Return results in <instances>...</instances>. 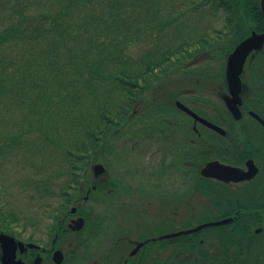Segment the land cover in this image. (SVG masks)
<instances>
[{
    "label": "trees",
    "instance_id": "1",
    "mask_svg": "<svg viewBox=\"0 0 264 264\" xmlns=\"http://www.w3.org/2000/svg\"><path fill=\"white\" fill-rule=\"evenodd\" d=\"M208 14L223 25L201 33L197 24ZM254 30L264 32L259 0H0V161L28 162L42 177L36 183L51 211L28 220L0 208V225L54 224L53 211L75 204L81 180L116 137L137 136L143 121L170 112L166 100L181 96L169 87L196 74L189 66L194 54L226 63ZM228 36L230 46L221 47ZM189 156L197 178L190 191L215 196L198 168L225 152L208 133L190 143ZM257 226L264 227V215H240L206 230L214 243L202 246L199 234L178 241L189 256L212 257L210 264H264Z\"/></svg>",
    "mask_w": 264,
    "mask_h": 264
},
{
    "label": "flooded vegetation",
    "instance_id": "2",
    "mask_svg": "<svg viewBox=\"0 0 264 264\" xmlns=\"http://www.w3.org/2000/svg\"><path fill=\"white\" fill-rule=\"evenodd\" d=\"M260 65L259 57V60L253 61L251 67L255 81ZM251 75L252 73L250 77ZM243 86L241 118L236 120L226 113L228 123H223L224 119H221V122L212 121L225 130V135L195 122L180 110L177 106L180 98H172L170 112L148 124L149 127L142 124L144 121L141 123L137 132L138 138L151 140V146L158 148L156 151L161 157L158 170L153 175L154 183H151V180L147 186L150 191L139 189L137 192H131V189L128 192V186H125L123 180L110 181L106 168L101 175H97L93 165L92 176L81 180L75 204L70 209L53 211L56 216L52 220L54 224L0 226V234L6 233L16 241L15 261L22 264H175L189 261L210 264L214 261L212 257L189 256V252L184 251L185 243L182 241L180 244L178 240L193 234L175 238L167 236L192 228L193 226L186 223L190 216L210 214L214 219L209 222L229 216L233 222L240 215H264V125L252 115L255 113L264 121V115L252 107L255 103L264 110V95L259 88L253 87L251 93L255 96L246 99L250 88L244 80ZM228 93L225 86L221 100ZM207 132L215 142V149L218 152L223 150L226 154L223 160L211 161L247 170V163L252 160L258 169L253 179L224 182L202 177L201 170L208 162L200 165V176L213 184L215 196H212V199L202 192L203 188L201 193L190 191L197 183L194 172L190 170V167L194 166L189 159L190 143H202ZM224 145L226 149L223 148ZM160 170L162 171L159 173ZM175 172L181 174L180 180L172 179ZM116 181L123 185L119 187V191L115 185ZM190 181L192 185H189ZM130 197H136V203L128 204L126 200ZM92 200H95L94 206L89 205ZM191 200H200L202 203L197 206L192 204ZM210 200H215L214 205ZM133 206L135 208H132ZM79 219L84 221V225L81 229H74V222ZM224 226L227 225L207 228L194 234H199V242L205 246L210 240L214 241V233L206 230H216ZM3 228L16 229L17 232ZM253 234L263 235L264 227L253 228ZM206 236H209V242ZM180 246L184 248L180 249ZM176 249L178 253L174 255ZM57 252L60 253L59 259L55 257ZM3 254L0 242V264H3ZM56 259H61L62 262L57 263Z\"/></svg>",
    "mask_w": 264,
    "mask_h": 264
},
{
    "label": "rangeland",
    "instance_id": "3",
    "mask_svg": "<svg viewBox=\"0 0 264 264\" xmlns=\"http://www.w3.org/2000/svg\"><path fill=\"white\" fill-rule=\"evenodd\" d=\"M199 22L201 23L197 24V30L201 33L203 31L211 33L213 32L212 28L220 30L223 25L222 17H215L210 14L206 15ZM231 40L232 36L223 38L221 41V47H224V45L230 46ZM194 55L196 56L191 58V63L189 66L193 70L192 72H195L196 74L192 75V77L182 76L178 79L179 81H174L172 86L169 88H172L173 91L176 92L175 95L181 96L180 99L182 102L188 103L187 105L193 107L199 112L201 116H205L217 122H221V119H224L222 122L228 123L229 121L226 116L227 112L221 100V96L225 92L223 69L225 70L226 63L215 59L209 60L207 59V55ZM253 59L254 61L259 60V56H253L251 59L252 65H250V61L243 78L246 86L250 88L246 99L255 96L251 93L253 91V87L256 89L259 88L261 93L264 95V59L260 65L259 71L257 72L258 77L256 81L255 78H253V70L251 69L253 66ZM251 73L252 75L250 77ZM170 100L171 99L166 100V104H164L167 108L171 107L172 101ZM259 101L262 102L261 99ZM256 128L259 129L258 127ZM124 133L125 134L115 138V143L111 149L105 154H102L100 160L95 162L93 165L101 164L105 166L107 169V176L108 178L110 177V181L114 182L115 180H123L125 186H128V192H130L129 190L131 189V192H134L133 190L137 192L139 189L150 191L147 186H149L151 180V183H154L153 175L155 172H157L160 165L159 161H161L160 153L156 151L158 148H155V146L152 147V142H150L151 140L149 139L143 140L139 139L136 135L133 136V134L126 132ZM54 166L55 164L52 166V168ZM161 171L162 170H160L159 173ZM180 177L181 174L175 172L172 179L180 180ZM41 178L42 177L37 176V173L31 169L30 164L25 162L24 159L22 160L20 156H13L12 158H8L5 161H0V208H2L4 212L11 211L19 215H27L29 217L28 220H33L34 217L38 218L36 214L44 215L48 214V212L50 213V208L48 209L45 207L48 203H45V201L41 199L39 185L36 183L39 182ZM116 182L117 184L115 185L119 191V187H123V185L120 184L119 181ZM189 185H192L191 181L189 182ZM135 199L136 197H130V199L127 198L126 202L128 204H134L136 203ZM119 203H121V195ZM191 203L198 206L200 203H202V201L191 200ZM89 205L94 206L95 200L89 202ZM97 207L99 208V206ZM100 208L104 209L103 206H100ZM132 208H135V206ZM209 215L210 214L204 216H190L188 222L186 223L189 226L196 227V225L201 223L212 221L214 217ZM179 217L180 221L181 215H179ZM48 223L50 224L51 221L43 220V224ZM20 225L27 224L20 223ZM4 226L11 225L5 224ZM12 226H15V224H12ZM184 229L187 228L184 227ZM5 230L11 231L16 229L9 228ZM206 238L207 242H209V236H206ZM210 243H214V241L210 240ZM177 253L178 250L176 249L174 255H177ZM192 262L194 263L197 261ZM175 264L184 263L179 262Z\"/></svg>",
    "mask_w": 264,
    "mask_h": 264
},
{
    "label": "water",
    "instance_id": "4",
    "mask_svg": "<svg viewBox=\"0 0 264 264\" xmlns=\"http://www.w3.org/2000/svg\"><path fill=\"white\" fill-rule=\"evenodd\" d=\"M260 8L264 17V0H260ZM264 48V33H258L256 31L240 42L235 49L230 53L226 61V83L229 91V95L224 96L223 100L225 106L234 119L238 120L241 118L240 107L243 104V93L244 86L242 83V75L248 58L254 52H259ZM177 106L179 109L191 116L196 122H200L207 128L221 134L225 135L226 132L219 126L203 119L194 113L191 109L178 102ZM263 125L264 121L255 113H252ZM97 175H101L104 172V167L102 165H96L95 167ZM258 173L254 162L250 160L247 163V170H242L236 167L225 165L219 161L208 162L205 167L201 170V175L205 178H212L224 182H239L244 180L253 179ZM232 218H227L215 222H209L199 225L193 229L178 232L167 236V238L180 237L182 235H188L193 233H198L205 228L218 227L229 224L232 222ZM76 225L74 229H81L84 225V221L79 219L75 221ZM0 242L4 251L2 257L3 264H22L19 261H15L14 250L16 248V241L13 237L0 234ZM55 257H60V253L57 252ZM59 259V258H58ZM56 259L57 263H61L62 260Z\"/></svg>",
    "mask_w": 264,
    "mask_h": 264
}]
</instances>
